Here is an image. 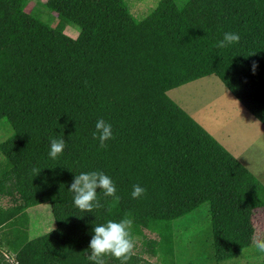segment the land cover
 I'll return each mask as SVG.
<instances>
[{
    "label": "trees",
    "instance_id": "obj_1",
    "mask_svg": "<svg viewBox=\"0 0 264 264\" xmlns=\"http://www.w3.org/2000/svg\"><path fill=\"white\" fill-rule=\"evenodd\" d=\"M29 2L0 0V127L12 130L0 142V200L10 201L0 232L14 260L0 251V264H90L93 224L125 215L133 243L170 264L172 221L205 203L214 260L240 256L264 187L167 92L216 76L264 126V0H157L138 15L134 0H46L27 11ZM68 24L78 39L63 33ZM224 31L240 40L216 47ZM98 118L112 124L104 147L92 136ZM59 136L53 159L49 138ZM89 170L111 176L119 197L98 193L103 206L91 212L69 190ZM133 184L143 196H130ZM42 204L54 227L29 239L26 210ZM139 255L126 264H153Z\"/></svg>",
    "mask_w": 264,
    "mask_h": 264
},
{
    "label": "rangeland",
    "instance_id": "obj_2",
    "mask_svg": "<svg viewBox=\"0 0 264 264\" xmlns=\"http://www.w3.org/2000/svg\"><path fill=\"white\" fill-rule=\"evenodd\" d=\"M46 0H30L27 11L34 8L42 9L41 3ZM157 0H134L130 10L134 15L142 14L154 5ZM179 2V1H178ZM48 13L42 15L46 18ZM80 29L75 25L65 26L63 33L72 39L80 37ZM168 97L190 117H192L205 131L208 128L217 132L218 140L224 144V148L231 147L233 155H241L240 147L257 146L256 153L249 160L264 159V135L260 130L263 126L260 122L246 111L239 101L224 87L216 76H208L205 79L195 82L189 86H182L169 93ZM184 107V108H183ZM194 113V114H193ZM193 114V115H190ZM204 120V123L201 121ZM227 129V132L223 130ZM12 134L11 128L0 127V142L4 141ZM219 143V142H218ZM251 150L246 149L245 154ZM2 156L0 154V161ZM251 167L252 163L250 164ZM259 167V166H258ZM3 208L10 206V201L6 198L0 200ZM208 205L202 204L189 214L178 218L171 223L173 251L172 257L164 255L166 263L170 264H264V253L259 252L254 243L245 249L243 253L231 261L218 263L214 260L212 246L211 226L209 220ZM28 216V237L34 239L43 235L54 227V222L50 213L49 205L42 204L26 210ZM252 224L254 227V238H264V209L255 211ZM143 234L148 240L157 241L155 234L143 230ZM2 242V243H1ZM134 254H140L141 259L153 264H160L159 254L155 256L144 252L140 242L133 243ZM0 251L4 257L14 263L13 255L9 253L5 246L2 233L0 232ZM164 261V262H165Z\"/></svg>",
    "mask_w": 264,
    "mask_h": 264
},
{
    "label": "clouds",
    "instance_id": "obj_3",
    "mask_svg": "<svg viewBox=\"0 0 264 264\" xmlns=\"http://www.w3.org/2000/svg\"><path fill=\"white\" fill-rule=\"evenodd\" d=\"M240 40L239 33L235 31H224L222 38L217 40L216 47H226ZM255 70V64L252 65ZM258 124L259 121H256ZM93 138L97 139L101 147L105 146V141L113 137L112 124L98 118L95 121V128L92 132ZM63 136L49 138L50 158H56L65 148ZM99 188V192L97 189ZM69 190L72 192V204L80 210L91 212L93 208L102 207L98 199V193L104 197H111L118 200L116 196V185L111 176L100 170L80 171L75 174ZM146 189L140 184H133L130 196L139 198L143 196ZM132 219L125 215L119 220L108 219L103 223L93 224L91 238L86 249V259L90 264H106V258L111 256L126 264L129 260L133 248V238L130 234ZM255 248L264 253V238L256 237L253 241Z\"/></svg>",
    "mask_w": 264,
    "mask_h": 264
},
{
    "label": "crops",
    "instance_id": "obj_4",
    "mask_svg": "<svg viewBox=\"0 0 264 264\" xmlns=\"http://www.w3.org/2000/svg\"><path fill=\"white\" fill-rule=\"evenodd\" d=\"M203 79H205V77L204 78H201V79H198V80H195L193 82L187 83V84H185L183 86L192 85L193 83L198 82V81H201ZM180 87H182V86H180ZM175 89H177V88H175ZM175 89H172V90L168 91L167 92V95H169V93L173 92ZM193 114H190V115H193ZM201 121L204 123V120L202 118H201ZM218 131H221V130L219 129ZM218 131L217 132H214V131L209 130L208 128L206 129V132L209 133V135L211 137H213L217 142H219L220 145L222 144L224 146L223 142H221V140H218V138H217V135L219 134ZM223 131L224 132H227V129H225ZM260 133H261V135H264V126H263L262 130H260ZM224 149L231 156H233L244 168H246L247 171H249L259 181V183L264 187V159L262 157H260L259 160H255L254 162H253V160L251 161V160L248 159L249 157H251V155L254 154V152L256 153L257 146H255L254 149H252L250 147H247V148L246 147H240V151L241 150H243V151H242V154L239 155V156L238 155L235 156V155L232 154V149H231V147H228V144H227V148H224ZM246 149L251 150V151L250 152H247V154H245V150ZM245 157H248V158L246 159ZM251 163H252V166L253 167L250 166Z\"/></svg>",
    "mask_w": 264,
    "mask_h": 264
}]
</instances>
